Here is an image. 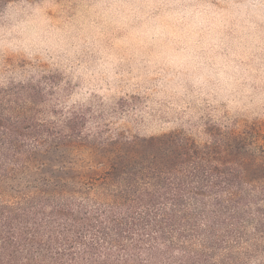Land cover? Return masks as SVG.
<instances>
[{
  "label": "trees",
  "instance_id": "obj_1",
  "mask_svg": "<svg viewBox=\"0 0 264 264\" xmlns=\"http://www.w3.org/2000/svg\"><path fill=\"white\" fill-rule=\"evenodd\" d=\"M48 102L32 79L0 88V264H264V121L199 142Z\"/></svg>",
  "mask_w": 264,
  "mask_h": 264
},
{
  "label": "rangeland",
  "instance_id": "obj_2",
  "mask_svg": "<svg viewBox=\"0 0 264 264\" xmlns=\"http://www.w3.org/2000/svg\"><path fill=\"white\" fill-rule=\"evenodd\" d=\"M28 79L89 131L204 142L211 124L264 121V0H11L0 88Z\"/></svg>",
  "mask_w": 264,
  "mask_h": 264
}]
</instances>
